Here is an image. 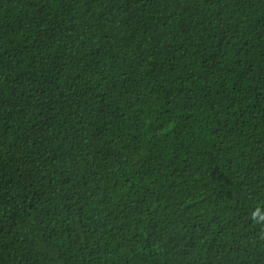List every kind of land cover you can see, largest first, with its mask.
Instances as JSON below:
<instances>
[{
	"label": "trees",
	"instance_id": "obj_1",
	"mask_svg": "<svg viewBox=\"0 0 264 264\" xmlns=\"http://www.w3.org/2000/svg\"><path fill=\"white\" fill-rule=\"evenodd\" d=\"M264 0H0V264H264Z\"/></svg>",
	"mask_w": 264,
	"mask_h": 264
},
{
	"label": "clouds",
	"instance_id": "obj_2",
	"mask_svg": "<svg viewBox=\"0 0 264 264\" xmlns=\"http://www.w3.org/2000/svg\"><path fill=\"white\" fill-rule=\"evenodd\" d=\"M252 221L256 224H264V215H260L259 212L252 213Z\"/></svg>",
	"mask_w": 264,
	"mask_h": 264
}]
</instances>
